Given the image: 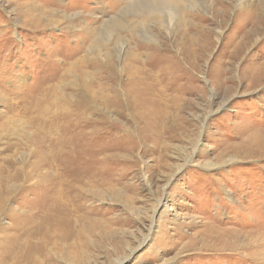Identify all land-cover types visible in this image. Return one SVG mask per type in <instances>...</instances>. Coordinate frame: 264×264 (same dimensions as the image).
<instances>
[{
    "label": "rangeland",
    "instance_id": "374dc122",
    "mask_svg": "<svg viewBox=\"0 0 264 264\" xmlns=\"http://www.w3.org/2000/svg\"><path fill=\"white\" fill-rule=\"evenodd\" d=\"M124 4L0 0V264H264V0Z\"/></svg>",
    "mask_w": 264,
    "mask_h": 264
},
{
    "label": "bare ground",
    "instance_id": "6f19581e",
    "mask_svg": "<svg viewBox=\"0 0 264 264\" xmlns=\"http://www.w3.org/2000/svg\"><path fill=\"white\" fill-rule=\"evenodd\" d=\"M121 1L122 2L124 1L125 3L124 5H122L125 7H122L121 13L126 11L128 12L132 11L133 13H137V14L140 13V15H137V17L140 18H142L143 14H145V16L148 17L152 16L153 14L159 15L162 18L161 23L162 22L165 23L166 31L167 33L170 34L173 32V26H174L173 23L174 22L178 23L179 20L181 19L180 11L184 9V3L189 2L190 0H121ZM242 15L246 16L244 13ZM198 19L200 21H206L207 16L199 15ZM192 20L193 19L191 18L189 21L193 22ZM123 21L125 20H121L119 22L123 23ZM146 31L143 29L141 32L146 33ZM0 207H1V197H0Z\"/></svg>",
    "mask_w": 264,
    "mask_h": 264
}]
</instances>
